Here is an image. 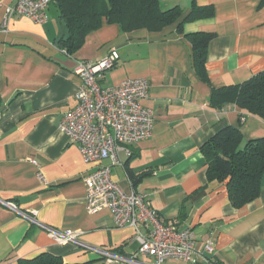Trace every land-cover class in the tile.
Returning a JSON list of instances; mask_svg holds the SVG:
<instances>
[{
  "label": "crops",
  "instance_id": "0c3cea01",
  "mask_svg": "<svg viewBox=\"0 0 264 264\" xmlns=\"http://www.w3.org/2000/svg\"><path fill=\"white\" fill-rule=\"evenodd\" d=\"M159 1L161 10L179 7L183 16L194 6L213 7L215 14L186 24L184 34L177 32L178 24L160 33L123 32L106 24L69 57L56 47L67 30L54 6L46 24L19 17L5 31L2 22L16 0H0V264H20L45 253L67 264H120L95 251L58 245L37 223L81 232L82 242L112 255H138L132 228L116 227L108 210L87 213L84 178L97 166L86 163L77 145L59 131L64 116L77 106L78 62H99L113 50L120 59L100 86L148 80L144 105L154 114L150 139L120 151L122 165L103 163L111 167L113 181L128 194L147 196L165 223L190 228L200 254L197 264H264V176L260 196L235 209L226 185L208 181L202 152L228 126L241 131L244 144L264 138V120L232 103L221 109L210 105L213 90L264 72V0ZM201 32L215 34L207 50V81L195 68L186 38ZM209 243L213 254L206 251ZM137 260L156 264L146 256Z\"/></svg>",
  "mask_w": 264,
  "mask_h": 264
},
{
  "label": "built area",
  "instance_id": "2783aa9c",
  "mask_svg": "<svg viewBox=\"0 0 264 264\" xmlns=\"http://www.w3.org/2000/svg\"><path fill=\"white\" fill-rule=\"evenodd\" d=\"M51 4L52 0H16L8 8L1 27L8 30L11 21L19 17L44 25L48 22ZM119 59V54L113 50L99 62H78L74 69L81 81L76 94L77 106L59 124V131L77 145L84 161L97 166L84 178L86 211L96 215L108 210L116 227L132 228L135 232L133 240L139 244V256L153 258L156 264L171 260L197 264L200 254L196 250L194 232L174 222L165 223L147 196L135 191L124 192L113 181L111 167L103 165L105 161H111L112 166L122 165L119 152L150 139L154 129L153 111L144 105L150 93L148 80L136 78L125 80L117 87L100 86L105 74L117 66ZM32 163L38 167L36 161ZM39 179L43 181L40 173ZM11 207L17 210L15 206ZM37 224L58 245L71 244L95 251L107 257L110 263L143 264L138 262V255L122 258L85 244L81 241V232L59 231ZM206 251L213 254L211 243L206 246Z\"/></svg>",
  "mask_w": 264,
  "mask_h": 264
},
{
  "label": "trees",
  "instance_id": "16d2710c",
  "mask_svg": "<svg viewBox=\"0 0 264 264\" xmlns=\"http://www.w3.org/2000/svg\"><path fill=\"white\" fill-rule=\"evenodd\" d=\"M51 6L58 10L67 30L56 47L68 56L75 55L86 38L106 24L118 25L123 32L146 29L151 33H160L178 24L177 32L184 34L186 24L211 19L215 14L213 7L196 6L186 16L179 7L163 11L159 0H52ZM186 38L193 46L195 68L207 81V50L215 34L201 32L188 34ZM228 103L264 120V72L243 84L213 90L211 107L221 109ZM2 109L0 96V113ZM243 119L245 116L241 115ZM202 152L207 159L208 181L226 185L235 209L245 207L260 196L264 176V138L244 144L241 131L228 126L216 133L203 146ZM20 264L67 263L61 257L45 253Z\"/></svg>",
  "mask_w": 264,
  "mask_h": 264
}]
</instances>
